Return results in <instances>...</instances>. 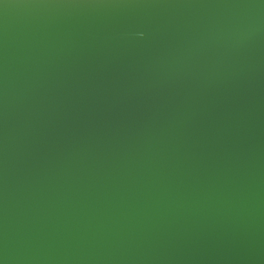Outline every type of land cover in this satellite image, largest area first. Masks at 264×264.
Instances as JSON below:
<instances>
[{
	"label": "water",
	"instance_id": "1",
	"mask_svg": "<svg viewBox=\"0 0 264 264\" xmlns=\"http://www.w3.org/2000/svg\"><path fill=\"white\" fill-rule=\"evenodd\" d=\"M0 264H264V0H0Z\"/></svg>",
	"mask_w": 264,
	"mask_h": 264
}]
</instances>
